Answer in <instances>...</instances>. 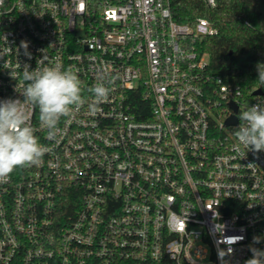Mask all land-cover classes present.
<instances>
[{
    "label": "built area",
    "instance_id": "1",
    "mask_svg": "<svg viewBox=\"0 0 264 264\" xmlns=\"http://www.w3.org/2000/svg\"><path fill=\"white\" fill-rule=\"evenodd\" d=\"M172 1L0 0V100L23 99L25 64L55 63L85 100L55 140L32 110L49 151L0 183V264H244L264 250V152L234 135L264 93L211 75L198 43L217 29L178 23ZM101 71L111 91L93 113Z\"/></svg>",
    "mask_w": 264,
    "mask_h": 264
},
{
    "label": "clouds",
    "instance_id": "2",
    "mask_svg": "<svg viewBox=\"0 0 264 264\" xmlns=\"http://www.w3.org/2000/svg\"><path fill=\"white\" fill-rule=\"evenodd\" d=\"M21 47L27 49L26 42H21ZM4 56L0 52V58ZM6 63L5 60L4 67ZM256 70L257 81L264 86V63L258 62ZM22 79V100H0V183H6L17 168L38 166L49 151L35 135L37 129L31 123L33 109H39V123L47 130V138L55 140L61 119L71 118L85 103L81 80L70 66L55 63L30 70L25 64ZM97 80L88 89L93 96V103L89 104L93 113L108 99L112 84L111 74L105 71L99 72ZM238 119L240 124L234 133L238 142L247 152H264V103L247 106L239 112ZM260 242V237L253 238L254 244ZM250 251L252 256L244 264H264V250L251 247Z\"/></svg>",
    "mask_w": 264,
    "mask_h": 264
},
{
    "label": "trees",
    "instance_id": "3",
    "mask_svg": "<svg viewBox=\"0 0 264 264\" xmlns=\"http://www.w3.org/2000/svg\"><path fill=\"white\" fill-rule=\"evenodd\" d=\"M174 19L194 25L208 19L218 34L198 43V50L209 57V73L226 84L239 85L247 96L262 89L256 70L264 63V0H173Z\"/></svg>",
    "mask_w": 264,
    "mask_h": 264
},
{
    "label": "water",
    "instance_id": "4",
    "mask_svg": "<svg viewBox=\"0 0 264 264\" xmlns=\"http://www.w3.org/2000/svg\"><path fill=\"white\" fill-rule=\"evenodd\" d=\"M264 91L262 89H258L254 92V96H258V95H263ZM234 110H237V105L233 106ZM232 124H237V119L235 116H232L231 119H228L226 125H232Z\"/></svg>",
    "mask_w": 264,
    "mask_h": 264
}]
</instances>
